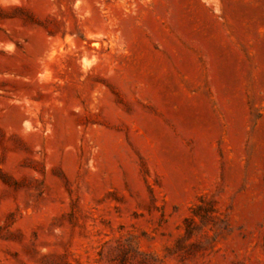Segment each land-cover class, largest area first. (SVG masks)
<instances>
[{"label":"rangeland","instance_id":"374dc122","mask_svg":"<svg viewBox=\"0 0 264 264\" xmlns=\"http://www.w3.org/2000/svg\"><path fill=\"white\" fill-rule=\"evenodd\" d=\"M0 264H264V0H0Z\"/></svg>","mask_w":264,"mask_h":264}]
</instances>
